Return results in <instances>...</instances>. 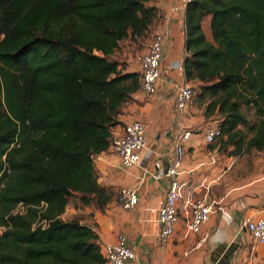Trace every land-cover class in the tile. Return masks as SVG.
<instances>
[{"label": "trees", "instance_id": "obj_1", "mask_svg": "<svg viewBox=\"0 0 264 264\" xmlns=\"http://www.w3.org/2000/svg\"><path fill=\"white\" fill-rule=\"evenodd\" d=\"M149 2L0 0V264H107L93 226L63 216L71 198L101 210L119 199L95 162L141 92L116 55L150 38ZM184 47L193 103L220 120L207 145L251 166L264 156V0H190Z\"/></svg>", "mask_w": 264, "mask_h": 264}, {"label": "crops", "instance_id": "obj_2", "mask_svg": "<svg viewBox=\"0 0 264 264\" xmlns=\"http://www.w3.org/2000/svg\"><path fill=\"white\" fill-rule=\"evenodd\" d=\"M170 4L172 2L168 0H150L148 5L167 9ZM165 31L156 93L152 96L142 91L136 94L134 101L127 104L131 114L123 115V125L114 131L115 135L121 134L124 126L135 120L145 123L149 151L144 165L123 169L119 159L110 151L100 155L95 162L101 186L117 193L123 187L134 188L139 205L133 211L124 210L118 199L104 210L93 205L91 220L83 222L93 226L102 246L114 243L120 234H124L137 254V260L128 264L264 262V249L256 245L246 232L238 231L241 219H255L264 211V156H254L249 167L245 162L242 165V160H233L220 153L218 147L212 148L204 142L202 128L195 126L190 117L193 110L198 111L197 108L190 107L183 113L176 111V88L183 82V77L174 65L183 63L185 57V10L167 25ZM156 33H164V24L159 17L150 28V38L142 44L143 50L137 51L135 47L139 46L129 41L124 44L131 47L125 53L126 71L140 72L137 57L147 51L150 39ZM178 125L187 130L195 129L184 145L185 158L179 176L186 184L178 204L182 218L171 240L162 244L158 238L157 210L165 200L168 180H155L151 173L156 162L163 167L171 164ZM205 185L209 186V199L216 201L221 211L212 215L199 233L187 234L183 219L184 202L202 197ZM226 256L229 257L228 263Z\"/></svg>", "mask_w": 264, "mask_h": 264}, {"label": "built area", "instance_id": "obj_3", "mask_svg": "<svg viewBox=\"0 0 264 264\" xmlns=\"http://www.w3.org/2000/svg\"><path fill=\"white\" fill-rule=\"evenodd\" d=\"M172 2L167 9H157V15L164 24V33H156L150 39L147 51L137 57L139 73L141 74V91L149 96L156 93L157 83L161 76L160 62L162 58V44L166 36L167 25L183 11L186 10L190 0H168ZM155 8V7H154ZM174 68L182 75L183 82L176 88L175 107L178 113L185 112L194 99V87L186 80L183 63L179 62ZM175 143L172 154L173 159L168 167H163L159 162L154 163V172L151 173L155 180L167 179L168 186L163 204L157 210V221L160 225L158 238L162 244L168 243L174 235L176 226L180 223L181 216L178 204L182 200L183 188L181 182V166L185 158L184 145L192 136V131L178 125L175 129ZM220 136L218 125L206 127L202 138L206 144H212ZM15 142L11 148H19ZM146 125L140 120H135L124 126L121 134L116 135L112 141L110 152L119 159L123 169H132L144 165L148 155ZM9 163L3 157V174H10ZM6 179L0 180V188ZM209 186H204V195L200 198L187 199L184 202L183 219L187 234H197L212 215L220 213L221 208L208 196ZM119 205L126 211H133L139 205L137 190L123 187L119 190ZM25 213V207L20 204L14 214ZM7 227L0 224L2 235ZM238 231L246 232L253 242L264 249V211L257 218L245 217L238 224ZM107 264H128L137 260V254L129 244L127 237L120 234L116 241L102 246ZM247 264H264V262H250Z\"/></svg>", "mask_w": 264, "mask_h": 264}, {"label": "rangeland", "instance_id": "obj_4", "mask_svg": "<svg viewBox=\"0 0 264 264\" xmlns=\"http://www.w3.org/2000/svg\"><path fill=\"white\" fill-rule=\"evenodd\" d=\"M203 33L206 37V39L208 41H211V31H210V26H209V18H206L204 21H203ZM145 43V42H143ZM141 46V47H140ZM139 47H135V49L137 51H141L144 49V45L142 46V43L140 44ZM130 46L127 44L124 45L122 47V50L119 52V54L116 55V59H118L121 63L123 64H126V61H127V56H125V53L129 52L130 51ZM136 70V69H135ZM193 86V84H191ZM131 103V102H130ZM192 107V108H197L198 111H195L193 110L192 113H190V117L192 118L193 122L195 123L194 125H198L202 128V130H204L206 127H210V126H214V125H217L218 122L220 121L219 118H217L216 116H209V117H206L204 115V109L200 108V106H197L195 103H192L189 105V108ZM188 108V109H189ZM187 109V110H188ZM133 113V112H132ZM125 114H131L130 110H129V107L128 105L125 107L124 109V115ZM195 128H191L189 129L190 131H193ZM218 143V141L216 142ZM242 165H244L243 162H241ZM90 210V211H89ZM93 211V205L88 207V209L86 208H81V206L78 205V201L77 199L75 198H71L70 200V204L69 206L67 207V210H66V213L64 214L63 218L64 219H70L72 217H75V216H79L81 217L83 220H91V214ZM76 213V214H75ZM217 214V213H216ZM93 216V215H92ZM91 217V218H90Z\"/></svg>", "mask_w": 264, "mask_h": 264}, {"label": "water", "instance_id": "obj_5", "mask_svg": "<svg viewBox=\"0 0 264 264\" xmlns=\"http://www.w3.org/2000/svg\"><path fill=\"white\" fill-rule=\"evenodd\" d=\"M228 258H229V257H227V256L225 257L226 263H228Z\"/></svg>", "mask_w": 264, "mask_h": 264}]
</instances>
